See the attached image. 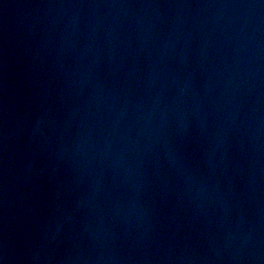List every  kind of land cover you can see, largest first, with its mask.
Here are the masks:
<instances>
[{"label":"water","instance_id":"water-1","mask_svg":"<svg viewBox=\"0 0 264 264\" xmlns=\"http://www.w3.org/2000/svg\"><path fill=\"white\" fill-rule=\"evenodd\" d=\"M15 264H264V0H86Z\"/></svg>","mask_w":264,"mask_h":264}]
</instances>
